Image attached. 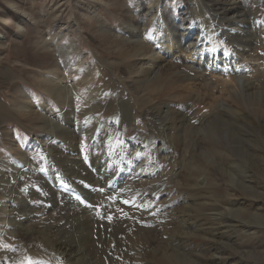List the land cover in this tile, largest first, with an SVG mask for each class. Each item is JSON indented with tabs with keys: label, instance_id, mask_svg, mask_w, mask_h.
Listing matches in <instances>:
<instances>
[{
	"label": "rangeland",
	"instance_id": "obj_1",
	"mask_svg": "<svg viewBox=\"0 0 264 264\" xmlns=\"http://www.w3.org/2000/svg\"><path fill=\"white\" fill-rule=\"evenodd\" d=\"M152 1L153 0H150L148 3L142 5V3H144V0H140V2L142 3H140L139 6H136L139 0H0V102L2 103V106L0 107V160L4 157L10 158V152L8 150L10 145L14 147L13 149L15 150L12 149V151L16 153L17 158L21 153L25 152H27L28 154L26 158H28V156L32 153L36 154L39 160L36 167L31 165L28 168L26 175L28 177L30 176L31 179L27 181L26 184H32L37 179L39 180L38 183L43 186L45 190L47 187L46 184L44 185L47 176L46 171L49 169V167H45L43 163H46L48 161L47 157L50 158V153L48 152L49 148L54 150L57 155L63 156L68 154L73 156L74 153H76V150L64 148V146L67 147V142L63 141L61 138H55L56 134L58 133L55 130L53 131V134L55 136L49 135L48 139L44 140L43 134L45 133V128L40 125V123L44 122L43 117L48 118L54 123V125H57L58 127L61 126V128H63L64 130L66 129L68 131H71L75 137L77 136L78 138L79 136L78 139H84L86 142L80 141L79 144H77L76 146H72V148H77L79 150L77 156L82 158L81 162L83 165H86L85 168L88 171L90 170V172H94L98 179L103 181V183H101L102 185L100 184L99 186L104 187L103 184L109 180V182H107L105 185L106 187H104L106 191L101 196L100 192L102 191V189L96 187L95 184H93V186L87 185V189H89L90 195H92L93 198L101 197L103 200L107 198V203L112 204L113 209H106V205L103 200L99 201V204L98 202L95 205L90 203L89 207L81 206L80 208L83 211L85 210L86 214H92L93 217H96L100 222L102 220V222L100 223L99 233L98 235L95 234L94 237L95 240L98 241L96 248L98 247L99 250H104L106 253V257L104 259L105 262L108 261L106 264H119V259L116 258V255L111 256V254L108 253V251L111 252L113 245L109 247V249H105L108 241L117 238V244L126 246L127 248L132 242L130 237L127 236L123 238L122 233H117V231H120L127 225L131 224L134 229L130 231L131 234H136L135 230L137 231V228L139 227L143 229V226L148 229L152 228L157 229V231H164L165 228H170L171 225L174 224V221L172 219V217L174 216L173 213L175 211L178 212L181 207H186L187 204L193 199L194 200L192 201V203L200 202L201 205L204 204V210L206 212L205 218L207 223L205 222V219H201L200 221L201 223L206 225H227L226 222L231 223V212L235 210L237 211L236 206L232 207L231 203L233 201L239 200L241 202H245L243 205H240L241 208L245 209V213H260L264 216V174L263 172L260 173L261 175L257 174L258 177L256 176L255 181L249 182L251 181V178H249V174L244 173V170L250 167L249 159H251V157L248 156H252L254 158L257 152V156L259 158H264V136H262L264 135V109H260L258 111L259 114H257V111L255 112L254 109H252V111L249 110L251 112L249 115L248 111V122L244 119H241L242 112L247 113L245 110H241L242 112L236 110V113H233L235 111L211 112V109L213 107L220 105L219 103L222 101V99H224V95L229 92L228 87L231 85L226 80L223 81L219 79L218 81L216 78L214 79V77H206L203 83L200 82V79L190 81V83L195 86L204 85L205 88H203V91H201V93L189 89V92L180 94L178 97L177 94L178 90L180 89L171 87L173 84L178 83L177 78L172 76V70L170 71V75L168 77L159 79L156 85L157 89L155 92H149L153 93V96H151L150 94L142 96L140 92L135 90L134 85H132L131 78L126 75L125 70L130 66V62L132 60L130 57H128L127 51L123 50L122 43L115 42L114 38H117V35L114 34L116 33L114 30H118L120 28L118 26H120L122 22H126L131 14H136V12H138L139 14L140 12L145 13V9L152 3ZM237 1L240 2V4H242L241 6L244 8L243 9L240 6L243 9H241L240 15H243L245 17L247 16L244 19H246L248 23H250V25L252 24V34L255 32L254 34L257 38L255 41L256 43L252 46L253 50L251 51V55L257 60L260 59V63L263 62L264 64V6L262 13L261 11L253 10L248 6H245L242 2L243 0ZM194 2L192 4L193 7H188V9L183 8L184 5L182 3V0H166L165 5L169 12L173 13L175 16L180 17V13L182 11H186L185 17L189 19L192 18L191 21L196 20L195 22L197 23L201 20L202 17H204V23L208 24V27L212 30H217V27H214L212 24L214 22V14L210 9L217 10L218 7L214 6V4L208 3V0H194ZM252 2L256 3L257 0H252L250 3ZM260 2L261 5H264V1ZM138 8L140 11L138 10ZM201 8L206 9L198 12ZM206 20L209 22H207ZM150 31L149 34H152L154 32V30L151 32ZM218 36L219 35H217L216 37L218 38ZM142 41L144 42V37ZM38 43H40V45H38ZM171 59L172 58L169 59V62L178 65L180 71L183 66L190 64L189 60L185 58L184 60L182 55L178 56L175 60ZM77 60L79 61V64H76ZM107 62H110L112 65L107 66ZM250 66L251 65L247 66L249 77L246 79V81L250 85H258V81H264V73H262L261 76L255 72L251 73L253 69L252 66ZM74 68L79 69L78 74H72L71 71ZM85 73H89V75L91 76L90 80L88 79V81H86L83 79V76L81 74ZM58 74L65 78L64 86L71 84L74 85L75 81L77 83L74 89L69 87V94H67L68 96H65V93L63 91L58 92V94L56 95H51L46 92L45 78L54 77ZM75 78L77 80H73ZM212 94L216 97V99H208ZM187 99H192V101H187ZM171 100H174L180 104L190 103V105H192L191 109H193V113L184 114L185 117L190 120H188L187 126H185V136L181 137L186 138V141L183 144L181 143L175 148H172V146L169 145V148L171 149L163 148L160 151H156L152 150L150 147H147V145L144 146V144H142V139L139 142H136V144H133V142H131L132 140L127 139L125 140V142H127L123 145L124 148L127 149H125V151L120 150L119 154L117 152L115 153V151H117L118 149L116 146H119L117 145L116 139L123 137L124 133H126L125 136H131L132 133L136 131V129H142L144 132H151L149 127L151 128L152 126L156 127L160 125L161 120H157V118H171L169 115H162V113H158L156 114V116H148L157 109L164 108L168 104V102H171ZM26 101H28L30 106L32 107L31 109L33 111V115L29 113H16L14 111L15 105L25 103ZM39 105H42V108H38ZM234 108L236 109L237 106H234ZM237 111L239 112V114H241L240 116H237ZM52 112L55 113L53 114ZM60 113H62V115L59 116V119H56V115H59ZM111 118H117V120L113 121ZM126 118H132V124L131 126H129V128H127L126 126ZM178 120H180L181 123L186 122V120ZM212 121H219L221 124L220 127L217 126L215 127V129L213 128L215 131L212 129V134L210 135H208L207 133H203L202 129L208 126ZM242 121L246 123L244 124ZM104 122H109L108 126H106ZM117 127L118 129H116ZM188 127L190 128L188 129ZM238 127L241 128V130ZM235 128H238L239 130H236ZM196 130H198V133H192ZM85 134L92 135H89L91 137L86 140L84 138ZM39 137H41L40 140L43 138L42 140H44L45 142H49V147H43L42 143L32 146L31 141L36 140L37 142V139ZM209 137L210 139H212V141L209 139ZM55 140L59 142H56ZM213 142L216 143L217 146H213ZM104 143L107 144V146H104L105 148L102 147ZM143 146L144 148H146V155H148V157L141 162H135L137 164L129 167V160H138L139 155H137V153H139V149H141L140 147ZM259 147L260 151L258 149ZM103 148L104 152H108V154H110V156L106 155L103 160H110L111 157L114 158L113 164L111 165L109 163V168L106 169V172L109 175L108 179H106L104 174L96 173V171H94L91 160L93 159V157H95V155L99 154L98 150H101ZM92 149H95V151H92ZM249 151L251 152V154ZM114 153L117 154L118 157L115 156ZM75 155L73 157H77ZM159 155L161 157H159ZM194 157H196V160H194ZM158 158H163L164 165L157 164ZM147 162L150 163L148 164V167L144 166L141 167V169L138 168L139 165H145ZM193 162L195 166L194 169L197 175V185H200L197 188L194 187L193 192H195V190H202L203 193L200 198H197L194 195L189 196L190 193L186 191L188 189L185 186L184 180L182 178L179 179V177L183 176V173L187 171V168L190 167L189 165H192ZM234 162H236L237 165ZM172 168H174V171L172 170ZM130 169L134 170L136 173L134 171H131ZM219 169H221V171L229 170L231 175H236L238 183L242 182L245 186L243 188V191L239 189L237 190L233 187H230L228 189V186L226 184L231 183L233 185H237L236 180L232 176L223 177V174L221 171H219ZM55 170H57V168ZM102 170L103 168L99 169V171ZM123 170H126L127 172L124 183L123 179L116 176V173L123 174ZM8 171V173H11L12 170L9 169ZM236 172L237 174H235ZM242 173L244 175H242ZM54 174L59 178L64 175L63 173L60 174L59 172H56ZM137 175H141L142 178H139ZM208 180L212 181V183H208V185H206ZM111 181L113 182V185L111 188H109L107 185ZM150 181L153 182L146 185ZM143 182L145 183L146 187H149L148 189L150 190L144 193L146 194V197L149 196L147 198L148 202L153 201L159 192H169L164 195V197L168 200L172 199V202L168 201L167 199L165 200L164 197L159 200L162 203V211H164L165 213L167 212L165 215H149L148 212H152V210L150 209L152 204L148 203L147 201L141 202L139 201L140 199L135 200V196H138L142 194V192H144L141 189V185ZM48 183L49 185H52V183ZM124 185L125 188H133L132 190L134 192L128 188H123ZM55 186L57 187L55 188ZM55 186L51 187L53 189L55 188V190L57 189L56 191H58L59 193L63 191L61 190L62 185ZM24 188V186L20 187L19 191L21 193H25L26 191L24 190ZM43 188L41 187L40 189H37V191L41 193H39V198H41L39 203L41 207L34 208L36 209L34 211V217L38 219H44L45 211L48 207H50L49 203L46 202V197H48L47 192H45V194ZM244 191L252 192L254 195L246 193V196L243 193ZM207 192L211 194L212 197L210 195L205 196ZM227 192L228 194H230H226ZM126 194L128 196H126ZM223 197L224 199L227 198L225 199L226 201L222 199ZM248 200L252 202H249ZM77 201L78 199L75 202ZM131 201L133 204H135V208L132 207L133 204H129L131 203ZM220 202H222V204ZM65 203L68 205L70 204L67 201H65ZM71 205L73 207V204H70V206ZM213 205L215 208H213ZM257 205H259V207H257ZM216 208H218L219 211L218 209L216 210ZM173 209L174 211H172ZM88 211L90 213H88ZM118 211L121 212L118 213ZM34 212L33 210H31L30 214H33ZM168 212L170 216L168 215ZM38 213H40L41 216H38ZM58 213L56 214L57 216ZM223 213L224 215L221 216V214ZM53 214L54 212L51 213V215ZM208 214H212V216H209ZM235 214L236 213H234L233 216L235 219L232 220L236 222L233 223L237 226H233L240 229L241 226L246 227L247 230H250L249 233L251 235L246 234L244 230L236 232L227 231L228 233L226 232L222 236H225L222 239L223 241L221 240L220 242H215V245H218V254L221 255L222 258L224 257L223 259L230 260L231 258H234L238 262H241V260L244 261L245 264H264V221H253L252 219L250 221L251 223L248 226H244L245 224H238L240 220H244L239 219L235 216ZM62 215L60 216V218L67 219L64 211L62 212ZM96 215L101 216V218L99 219ZM201 215L202 213L200 212L199 217ZM121 216L124 217L122 218ZM158 216L160 219L158 218ZM108 217L111 220L108 219ZM89 220L92 221L93 219L89 218ZM125 221L128 224H126ZM46 225H48V223H46ZM151 225H153V227ZM10 229L8 232H5L4 230L0 231V234H2L0 235L1 257L3 253L12 251V246L15 243H17L18 246L25 247L24 243L20 244L21 242L15 239L14 229L12 226L10 227ZM3 232L5 234H3ZM114 232H116L117 234L115 233L114 235ZM244 233L246 235H244ZM165 235V233H163L162 235H158L159 242H156L153 247L159 249L160 246H163V244L167 243V239L172 238L171 235H169V237L168 235H166L165 237ZM206 237L205 242L208 243V241L210 240L209 235ZM194 240H196L197 242L200 241L199 239ZM114 241L115 240H113L112 242L114 243ZM236 248L238 250H236ZM212 252L213 250L210 249L209 253ZM224 252L227 253V255ZM249 252L257 254L256 258L254 257V255H248ZM118 254L121 253L119 252ZM192 257L193 255L189 258L191 259ZM250 257L254 261L249 260L248 258ZM115 260L117 262H115Z\"/></svg>",
	"mask_w": 264,
	"mask_h": 264
},
{
	"label": "bare ground",
	"instance_id": "obj_2",
	"mask_svg": "<svg viewBox=\"0 0 264 264\" xmlns=\"http://www.w3.org/2000/svg\"><path fill=\"white\" fill-rule=\"evenodd\" d=\"M149 1L150 0H144V3H142L139 0V2H137L136 6H139L140 3H142V5H143L145 3H148ZM251 1L252 0H245V1L243 0L242 2L245 6H248L250 9L258 10L261 12L263 11L264 5L260 4L261 0H257V2H256L257 5L255 2L250 3ZM193 2H194V0H182V3L184 5L183 8L188 9V7L192 6ZM165 3H166V0H153L152 3L145 9L146 10L145 13H141V12H140V14L138 12H136V14L130 13L131 16L127 19V21L122 22L121 25L118 26V27H120L118 30H114L116 32L114 34L117 35V38L116 37L114 38L115 42L116 43L117 42L122 43L123 50L127 51L128 57H130L132 60L130 62V66L127 67V69L125 70V73H126V75H128V77L131 78L132 85H134L135 90L140 92L142 96L149 95V94L151 96H153V93H149V92H155L157 89L156 85H157L159 79L168 77L170 75V71L172 70L173 71L172 76L177 78L178 83L173 84L171 87H175V88L180 89V90H178V94H177V96L179 97L180 94L189 92V89L193 90V91H197L198 93H201V91H203V88H205L204 85H196L195 86L192 83H190V81H195L197 79L198 80L200 79V82L203 83V81L206 77H211V78L214 77V79L216 78L218 81H219V79H221L223 81L226 80L231 85L228 87L229 92L226 95H224V99H222V101L219 103L220 105L213 107L211 109V112L212 111H216V112L235 111L233 113H236V110H238L240 112H242L241 110H245L247 113L242 112V115L239 114V112L237 111V116L241 115V119H244L247 122H248V119H249L248 117H249L252 109H254L255 112L257 111V114H259L258 111L260 109H262V110L264 109V81H258V85L257 84L250 85L246 81V79L249 77V74L247 71V66L248 65L252 66L253 70L251 71V73L255 72L261 76L262 73H264V64H263V62L260 63V59L257 60L256 58H254L251 55V51L253 50L252 46L256 43L255 41L257 38L254 34L255 32L252 34V31H253L251 29L252 24L250 25V23H248V21L246 19H244L247 16L245 17L243 15H240V11L243 8L241 6L242 4H240V2H238L237 0H208V3L214 4V6L218 7L217 10L210 9L212 11V13L214 14V17H213L214 22L212 24L214 27H217V30H212L211 28L208 27L209 26L208 24L204 23V17H202L201 20L197 23V22H195L196 20L191 21L192 18L189 19V18L185 17L186 11H182L180 13V17L175 16L173 13L169 12V10L166 8ZM194 6H196V5H194ZM203 9H206V8H201L198 12H201ZM138 10H139V8H138ZM155 16H156V18H155ZM205 17H207V16H205ZM256 18H258V17H256ZM209 21H210V19H209ZM209 21H207V22H209ZM150 30L151 31L154 30V32L152 34H149ZM217 35H219L218 38L216 37ZM143 37H144V42L142 41ZM38 45H40V43H38ZM180 55H182L183 59L184 58L188 59L190 62L189 65L183 66L181 68V71L179 70L178 65L169 62L170 58L175 60ZM76 64H79L78 60L76 61ZM111 65L112 64L110 62H107V66H111ZM175 70H179V71H175ZM78 71H79V69L74 68L71 72L74 75V74H78ZM81 75L83 76L84 80H86V81H88V79L90 80L91 76L89 75V73H85V74H81ZM221 76H223L224 78ZM64 80H65V78L60 76V74H58L54 77L45 78L46 92L48 94H51V95H54V94L56 95V94H58V92L63 91L65 93V96H66L67 94H69L68 93L69 87L74 89L75 85L77 83L75 81L74 85L71 84V85L64 86ZM73 80H77V79L75 78ZM208 99L214 100V99H216V97L212 94V95H210V97ZM187 101H192V99H187ZM1 106H2V103L0 104V107ZM234 106H237V108L235 109ZM39 107L42 108V105H39L38 108ZM31 108L32 107L30 106L29 102L26 101L25 103H20V104L15 105L14 111L16 113H25V114L29 113V114L33 115V111ZM191 108H192V105H190V103L180 104L174 100H171V102H168V104L164 108L157 109L156 111H154L148 115V116H156V114L162 113V115H169L171 118H168V119L167 118L161 119V117L157 118V120H161L160 125L156 126V127L152 126L151 128L149 127L151 132L150 131L144 132L142 129L141 130L136 129V131L133 132L131 136H129V135L125 136L126 133H124L123 137H120V138L117 137L118 138V139H116L117 145H119V146H116L118 149H117V151H115V153L117 152L119 154L120 150L125 151V149H127V148H124V146H123L124 143L127 142V141L125 142V140H127V139L132 140L131 142H133V144H136V142H139L142 139L143 140L142 144H144V146L147 145V147H150L152 150H156V151L157 150L160 151L163 148L171 149V148H169V145L172 146V148H175L176 146L180 145L181 143L183 144L186 141V138H181V137L185 136V126H187V122H188V120H190L187 117H185L184 114L193 113L192 112L193 109H191ZM126 110H127V108H126ZM249 110H251V111H249ZM248 111H249V115H248ZM52 113L54 114L55 112H52ZM61 115H62V113H60L59 115H56V119H59L60 118L59 116H61ZM43 118H44L43 119L44 122L40 123V125L45 128V130H44L45 133L43 134L44 140H47L49 135H54L53 131L55 130L58 132L56 134L55 138L58 137L59 139L61 138L63 141L67 142V144H66L67 147L64 146V148L76 150V153H74V155L76 154L75 156H77L79 153V150L77 148L76 149L72 148V146H76L77 144H79L80 141L81 142H83V141L86 142V141L82 138L78 139L79 136H78V138H77V136L75 137L71 131H68L66 129L64 130L63 128H61V126L58 127L57 125H54V123L52 121H50L48 118H46V117H43ZM111 119L113 121L117 120V118H111ZM178 119L186 120V122L181 123L180 120H178ZM144 120H146V119H144ZM258 120H259V118H258ZM123 121H125V120H123ZM196 121H198V120H196ZM262 121H263V119H262ZM119 122H121V121H119ZM125 122L127 123L126 124L127 128H129V126H131V124H132L131 123L132 118H128V119L126 118ZM147 122H148V120H147ZM99 123H100V121H99ZM108 123L109 122H104V124H106V126H108ZM223 123H224V121H223ZM249 124H248V126H249ZM220 125L221 124L219 121H212L209 123L208 126H206L204 129H202V131H203V133H207L208 135H210V134H212L211 130L213 128L215 129V127H217V126L220 127ZM72 126H75V125H72ZM121 126H120V128H121ZM112 128H114V127H112ZM189 128L190 127H188V129ZM79 129H80V127H79ZM116 129H118V127ZM239 129L241 130V128H239ZM86 130H88V129H86ZM197 131L198 130L193 131L192 133L195 134ZM244 131H242V132H244ZM258 131H259V129H258ZM111 133H113V132H111ZM117 134H119V133H117ZM252 134H254V133H252ZM89 135H92V134H89ZM89 135L85 134L84 138L86 140H88L89 137H91ZM262 136H264V135H262ZM41 137H39L38 139L35 138V139H37L38 143L36 142V140H32L31 141L32 146H34L35 144L42 143L43 147L44 146L49 147V142H45L44 140H42L43 138L40 140ZM252 138H254V137H252ZM189 139H190V136H189ZM209 139H210V137H209ZM210 140L212 141V139H210ZM55 141L59 142L57 140H55ZM178 142H180V143H178ZM106 143H104L102 145V147L107 146ZM247 144H248V142H247ZM247 144H246V146H247ZM215 145L217 146V144L213 142V146H215ZM263 145H264V143H263ZM144 146L140 147L141 149H139L140 151H139V153H137V155H139L138 160H135V159L129 160V167L137 164L135 162H141L142 160H145L148 157V155H146V148H144ZM13 148L14 147L11 145L8 148V150L10 152L9 153L10 158L4 157L3 159L0 160V164L2 165V166L0 165V189H1L0 190V197H1L0 198V231L4 230L5 232H8L10 227L12 226L14 229L15 239L19 240V242H21L20 244L24 243V246L26 248L22 247V246H18V244L15 243L12 246V248H13L12 251L3 253L2 257L0 255V264H106L108 262V261L107 262L104 261V259L106 257V253L104 250H99L98 247H97L98 249L96 248L98 241H96L95 237H94L95 234L98 235V233H99L100 223L102 222V220L100 222L96 217L94 218L92 214H86L85 210L83 211L80 208H81V206L82 207H89L90 203L95 205L98 202V204H99V201L103 200L101 197L93 198L92 195H90L89 189H87V185L93 186V184H95L96 187L101 188L103 191V192L102 191L100 192V196H101L105 193L106 189L104 187H106L105 185L107 182H109V180L103 184L104 187L99 186L101 183H103V181L99 180L94 172H90V170L88 171L85 168L86 165H83L81 162L82 158H80L78 156L73 157L74 155L72 156L70 154H68L70 156H68V155H65V156L57 155V153H55L54 150L49 148L48 152L50 153L49 154L50 158L47 157L48 161L46 163H43L45 165V167H49V169L46 171L47 176H46V180L44 183V185L46 184V186H47L46 189L44 190L43 186H41L38 183L39 180H37V179H36L37 181L35 180L34 183L27 185L26 182L29 181L31 179V177L30 176L28 177L26 175V172L31 165H33L35 167L37 166V162H38L39 158H37V155L32 153V152H31L32 154H30L28 156V158H26L28 155L27 152L21 153L20 156L18 155L19 157L17 158L16 153L14 151H12ZM104 148L101 150H98L99 154L95 155V157H93V159H91V160H92V165H93L94 171H96V173L104 174L106 179H108L109 175L107 174L106 169L109 168L108 167L109 163L111 165L113 164L114 158L111 157L110 160H108V159L103 160V158L106 157V155L110 156V154H108V152H104ZM258 149L260 151V147ZM13 150H15V149H13ZM255 150H257V149H255ZM11 151H12V153H11ZM92 151H95V149H92ZM207 153H208V151H207ZM33 154H34V156H33ZM250 154H251V152H250ZM127 155H128V153H127ZM155 155H157V154H155ZM115 156H117V154H115ZM86 157H87V155H86ZM159 157H161V156L159 155ZM248 157H251V159H249L250 167L247 166L248 168H246L244 170L245 171L244 173L249 174V178H251V181H249V182H252V181H255L257 174L261 175L260 173H262V172L264 174V158H262V159L259 158L257 156V152H256V155L254 158L252 156H248ZM242 158H244V157H242ZM194 160H196V157H194ZM199 161H200V158H199ZM163 162H164L163 158L157 159L158 165L163 164ZM234 163L237 165L236 162H234ZM148 164H150V163L147 162L145 165L141 164V165H139L138 168L141 169V167H144V166L148 167L149 166ZM189 166L190 167L187 168V171L184 172L183 176H180L179 179L182 178L184 180L185 186L188 189V190H186V189L185 190L188 193H190L189 196L194 195L195 197L200 198L202 196V193H203L202 190L196 191L194 189L195 192H193L194 187L197 188L198 186H200V185H197V175H196V171L194 169L195 168L194 162L192 163V165H189ZM56 168H57V170H55ZM100 168L101 169L103 168V170L99 171ZM9 169L12 170L11 173H8ZM172 170L174 171V168H172ZM219 171H221V169H219ZM56 172H59L60 174L63 173L64 175H62L59 178L54 174ZM221 172L223 174V177L232 176L236 180L237 185H233L231 183L226 184L228 186V189L230 187H233L237 190L239 189V190L243 191V188L245 186L242 182L238 183V179H237L236 175L235 176L231 175L229 170H226V171L222 170ZM242 172H243V170H242ZM144 174H147V173H144ZM235 174H237V172ZM112 175H114V174H112ZM242 175H244V174L242 173ZM202 180H204V179H202ZM48 182L52 183V185H49ZM144 182L141 185L142 186L141 189L144 192H142V194L134 197L135 200L140 199L139 201H141V202L147 201V198L149 196L146 197V194H144V193H146L150 190L148 189L149 187H146V185H148L149 183H151L153 181L148 182L146 185ZM205 183H204V185H205ZM208 183L210 184V183H212V181L208 180L206 185H208ZM34 184H36V185H34ZM55 185H58V186L62 185V187H66L70 190L75 191L76 193L82 194L83 203L79 199L77 202H75L77 199L74 196L65 194L64 191H61L59 193L58 191H56L57 189L55 190V188L57 187ZM22 186L25 187L24 188V190L26 191L25 193H21L19 191V188ZM51 186H55V188L53 189ZM41 187L43 188L44 193L47 192L48 197H46V202H48L49 206H50L45 211V214H44L45 218L44 219H38V218L34 217V214H35L34 211L36 210L34 208H40L41 207V205L39 203V201L41 199V198H39L40 192L37 191V189H40ZM132 187H135V186H132ZM123 188H125V185ZM126 188H128L130 190L133 189L131 187H126ZM93 192H94V190H93ZM167 193H169V192H166V191L165 192H159L158 195L154 198V200H153L154 202L153 201H150V202L147 201L148 203L152 204V206L150 208L152 210V212L151 213L148 212L149 215L153 214V215L157 216L160 214L165 215L167 213V212L165 213L164 211H162L163 210L162 203H161V201H159ZM243 193L245 195H246V193L253 194L252 192H246V191H244ZM226 194H228V192ZM207 195H210L212 197V195L209 194L208 192L205 196H207ZM126 196H128V195L126 194ZM177 196H178V194H177ZM164 199L166 200L167 198L164 197ZM222 199H224V197ZM225 199H227V198H225ZM68 200H71V201H68ZM186 200H187V198H186ZM65 201H67L70 204H73V207L76 210L72 207V205L70 206V204L69 205L66 204ZM103 201L105 202V205H106L105 208L106 209H108V210L113 209V205L107 203V201H108L107 198ZM168 201L172 202V199L168 200ZM190 201H191V199H190ZM192 201L189 202L186 207H184V208L181 207L182 209L180 208V210L178 212L175 211L173 213L174 216L172 217V219L174 221V224H172L170 228L167 227V228H165L164 231H160V230L157 231V229H152V228L148 229V228H145V226H143V229H141L140 227L137 228V231L135 230L136 234L134 233L135 234L134 235V234L130 233V231L134 230L133 227L131 226L132 224L127 225L123 229L120 228L121 229L120 231H117V230L116 231H117V233H122L123 238H125L127 236L131 238L132 242L128 246V248L126 246H122L120 244H117V238L112 239V237H111L112 240L107 242L105 249L107 250V249H109V247H111L113 245L112 249L110 248L111 252L108 251V253L111 254V256L116 255V258L119 259V262H118L119 264H207V261H208V264H245L244 261L241 260V262H238L234 258H231L230 260L223 259L224 257L222 258L221 255L218 254V249H217L218 245L216 246L215 242H220L225 237V236L224 237H222V236L227 231L236 232V231L244 230V232L246 234H250L249 233L250 230H247L246 227L241 226V229L238 227H234V226H237L236 224H234L236 222H234V220H232V219H235L233 217L234 213H236L235 214L236 217L244 220V221L240 220V222H238V224H240V223L245 224L244 226H248L251 223L250 221L252 219H253V221L254 220L255 221L256 220L264 221V216L261 215L260 213L259 214L258 213L257 214L245 213L244 212L245 209L240 207V205H243L245 202H241L239 200V201H233L231 203L232 204L231 206L232 207L236 206V209H237V211L235 210V211L231 212V215H230V217L232 218L231 223L226 222L227 225H224V224H217V225L208 224V225H206V224L201 223V221H200L201 219H205V222H206V218H205L206 212L204 210V204L201 205L200 202L199 203H195V202L192 203ZM200 201H201V199H200ZM249 202H252V201H249ZM183 203H184V201H183ZM186 203H187V201H186ZM220 203L222 204V202H220ZM12 204H13V206H12ZM74 204L76 207L74 206ZM129 204H133L132 201ZM206 204H207V202H206ZM115 206H114V209H115ZM143 206H142V208H143ZM132 207L135 208V204H133ZM232 207H231V209H232ZM257 207H259V205H257ZM116 208H118V207H116ZM213 208H215L214 205H213ZM218 208H216V210ZM260 208H261V206H260ZM222 209H223V207H222ZM31 210H33V212H34L33 214H30ZM63 211L65 212L67 219L60 218ZM172 211H174V209ZM218 211H219V209H218ZM53 212H54V214L51 215V213H53ZM119 212H121V211H118V213ZM169 212H170V210H169ZM169 212H168V215H169ZM200 212L202 213V215L199 217ZM57 213H58V216L56 215ZM88 213H90V212L88 211ZM144 214H146V213H144ZM37 215L41 216L40 213H38ZM208 215L212 216V214H208ZM222 215H224V213L221 214V216ZM96 216L99 219L101 218V216H99V215H96ZM118 216H120V215H118ZM113 217H114V215H113ZM89 218H92L93 220L90 221ZM125 218H127V217H125ZM158 218H159V216H158ZM108 219H110V218L108 217ZM139 219H141V218H139ZM63 221H64V223H63ZM207 221H209V220H207ZM245 221H247V222H245ZM141 222H144V221H141ZM149 222H151V221H149ZM46 223H48V225H46ZM125 223H126V221H125ZM60 224H62V225H60ZM126 224H128V223H126ZM115 226H117V225H115ZM263 226H264V224H263ZM119 227H120V225H119ZM108 230H110V229H108ZM252 231H254V230H252ZM115 233L116 232H114V235H115ZM163 233L168 235V237H169V235H171L172 238L167 239L166 244H163V246H160L159 249H156L155 247H153V245L156 244V242H159L158 235H160V234L162 235ZM245 233H244V235H246ZM3 234H5V233L3 232ZM0 235H2V234H0ZM166 235H165V237H166ZM208 235H209L210 240L208 241V243H206L205 237ZM120 239H118V240H120ZM194 239H199L200 241L197 242ZM113 240H115L114 243L112 242ZM228 243H230V242H228ZM226 246H227V244H226ZM236 246H237V244H236ZM229 247H230V245H229ZM234 248H235V246H234ZM210 249L213 250L212 253H209ZM236 250H238V249L236 248ZM119 252L121 254H118ZM225 254L227 255V253H225ZM192 255H193V257H192L193 259L192 258L190 259L189 257H191ZM248 255H254V257L256 258L257 254H254L253 252H249ZM110 259H111V257H110ZM248 259L253 260L251 257ZM115 262H117V261L115 260Z\"/></svg>",
	"mask_w": 264,
	"mask_h": 264
}]
</instances>
